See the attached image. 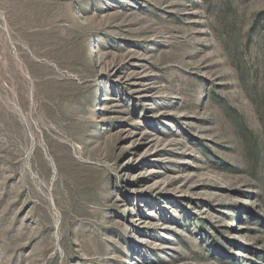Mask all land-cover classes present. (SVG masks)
<instances>
[{
	"label": "rangeland",
	"instance_id": "374dc122",
	"mask_svg": "<svg viewBox=\"0 0 264 264\" xmlns=\"http://www.w3.org/2000/svg\"><path fill=\"white\" fill-rule=\"evenodd\" d=\"M0 264H264V0H0Z\"/></svg>",
	"mask_w": 264,
	"mask_h": 264
}]
</instances>
